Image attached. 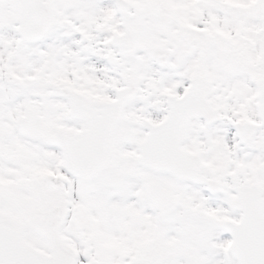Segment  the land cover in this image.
<instances>
[{
  "label": "snow or ice",
  "instance_id": "1",
  "mask_svg": "<svg viewBox=\"0 0 264 264\" xmlns=\"http://www.w3.org/2000/svg\"><path fill=\"white\" fill-rule=\"evenodd\" d=\"M0 264H264V0H0Z\"/></svg>",
  "mask_w": 264,
  "mask_h": 264
}]
</instances>
